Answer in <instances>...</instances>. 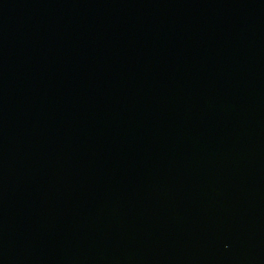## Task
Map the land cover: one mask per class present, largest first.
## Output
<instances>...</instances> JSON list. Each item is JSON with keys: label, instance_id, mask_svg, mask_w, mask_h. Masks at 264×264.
Masks as SVG:
<instances>
[{"label": "water", "instance_id": "water-1", "mask_svg": "<svg viewBox=\"0 0 264 264\" xmlns=\"http://www.w3.org/2000/svg\"><path fill=\"white\" fill-rule=\"evenodd\" d=\"M0 264H264V0H0Z\"/></svg>", "mask_w": 264, "mask_h": 264}]
</instances>
